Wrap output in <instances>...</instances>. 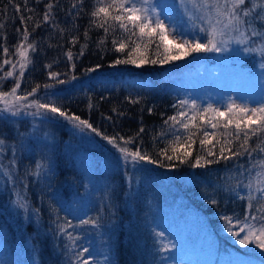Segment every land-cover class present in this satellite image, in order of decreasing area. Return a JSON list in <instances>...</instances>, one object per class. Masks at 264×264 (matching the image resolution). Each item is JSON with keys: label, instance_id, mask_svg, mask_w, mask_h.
<instances>
[{"label": "trees", "instance_id": "trees-1", "mask_svg": "<svg viewBox=\"0 0 264 264\" xmlns=\"http://www.w3.org/2000/svg\"><path fill=\"white\" fill-rule=\"evenodd\" d=\"M162 1L166 4L167 15L161 12L165 22L185 32L192 31V22L183 13L177 14L174 1ZM49 2L27 0L25 4V0H0V24H3V28H0V63L5 58L3 46H7L11 54L25 24L30 33L28 42L34 41L36 45V51L30 53L33 62L25 71L18 94L31 91L37 84L53 83L48 76L49 71L60 73L59 79L70 82L47 90V97L45 89L41 87L33 98L41 99L42 102H47L49 98L56 100L62 110L88 119L93 127L109 137H134L128 147L135 150L140 146L141 151H147L153 158H157L158 149L164 148L166 141L172 139L164 120L178 111V101L192 100L188 89L195 93L194 97L201 106L210 103L202 102L198 82L203 75L219 70L221 53L202 52L196 59L192 58L195 55L193 53L165 65H145L140 68L123 64L113 66L111 62L125 54L113 50L111 35L104 45L98 44L105 34L103 29L90 26V12L95 0H82V3L80 0H51L53 19L41 23L33 31L35 22L43 21L45 6ZM155 2L157 0H152V3ZM73 3H76L75 8H72ZM16 4L20 6L19 12L15 10ZM21 15L25 17L24 24L21 23ZM29 16L33 18L32 21L27 20ZM85 30L88 31L87 37L84 35ZM74 36L79 39L72 44L71 38ZM82 45L86 47L83 54L78 55ZM69 50L73 53L71 61L66 56ZM250 54L242 65L253 59ZM97 64L101 67L96 72H84V69ZM8 70L10 66L5 65L0 75ZM72 76L77 79L71 80ZM193 77L197 83L188 85L189 78ZM14 79L9 77L0 80V90L8 91L13 87ZM53 91L58 95L50 96ZM129 96L132 99L139 97V102L132 103L125 98ZM7 118L6 115L5 121L9 122ZM18 118L11 126L14 129L18 126L24 136L28 132L36 136L37 129L31 130L36 127L37 116L28 115L29 124L24 122L26 116ZM59 118L63 120L52 122L59 131L50 133L56 134L55 142L58 144L55 147L50 141V144L39 143L36 148L34 137H30L29 144L33 152H27L28 168L19 166V170L8 177L4 175L8 167L0 166V241L3 242L6 260L12 261V264H73L74 253L87 247L94 258H103L107 252L109 264H167L161 253V245L155 251L151 245L156 242L153 233L159 231V226L151 224L152 217H156L157 213L158 216L174 217V221H203L205 229L211 231V237L216 239L214 242L219 244V249L231 248L229 244L234 237L225 231L222 216L237 214L242 217L244 214L245 201L237 199L227 189L235 185L237 180L241 181V187L247 183L249 174L244 171L249 167L247 156L228 163L221 161L207 168H191L189 164L169 168L151 163L126 166L121 154L103 136L86 128L93 133L91 139H87L84 129L75 126L77 130L74 131L67 126L68 121ZM141 127L144 131L137 137ZM69 133L72 135L69 136ZM71 138L86 141L78 144L76 155L85 154L88 142L94 145L89 153V162L84 157H70L65 150L60 149ZM6 140V146H11L10 150L16 149L18 145L24 146L17 135H8ZM119 143L123 146L122 141ZM5 154L7 157L12 156L10 151ZM159 159L164 165L178 163L167 161L162 156ZM37 161L46 165L43 168L45 174L42 169L36 174ZM228 176L234 179L226 183ZM92 179L103 183V195L98 197L90 192V187L94 186ZM16 183L27 192L23 194L32 206L30 212L33 215L15 210L16 206L21 210L15 203L17 198L12 191ZM245 194L241 192V195ZM94 196L98 197L96 203L93 201ZM209 199H216L218 203L213 205ZM86 200L87 212L78 214L75 204ZM28 217L39 218V224L35 226ZM89 218L98 221L97 225L88 224L93 232L97 230L103 235L102 231H109L104 236H107L108 247L102 241V248L96 250L95 245L88 241L89 233L83 232L79 222ZM67 221L73 227H66V232L78 237L76 247L71 250V242L64 233L59 232L58 227ZM151 226L153 230L147 228ZM236 244L239 248L244 246L238 241ZM258 255L250 258L260 261ZM87 256L88 253H85L84 258Z\"/></svg>", "mask_w": 264, "mask_h": 264}, {"label": "snow or ice", "instance_id": "snow-or-ice-1", "mask_svg": "<svg viewBox=\"0 0 264 264\" xmlns=\"http://www.w3.org/2000/svg\"><path fill=\"white\" fill-rule=\"evenodd\" d=\"M82 3V0H80ZM27 0H25V4ZM183 10L192 22V31L185 32L171 23H166L161 18V8L158 11L152 0H95V6L90 12V26L103 29L104 36L98 41L99 45H104L108 36H112L113 50L125 54L117 57L111 63L115 65H132L137 68L145 65H165L171 62L182 60L193 53L224 52L235 43L243 46L245 53H258L264 58V24L257 26V21H264V0H180ZM76 3L72 4V8ZM43 21H36L35 27L41 23L49 22L53 19V3L45 6ZM15 10L20 11L19 4L15 5ZM259 10V11H257ZM29 11H32L29 9ZM165 16L166 12L163 11ZM79 13H77L78 15ZM21 23L24 24L25 17L21 15ZM32 17H27L32 21ZM3 28V24H0ZM19 31V29H17ZM85 37L88 31L85 30ZM30 33L25 24L24 31L13 46L14 51L10 54L7 46H3L4 59L0 63V71L5 65L10 66V70L0 75V80L15 77L14 85L8 91L0 90V112L11 113L18 116L21 111L33 116L47 118L62 117L78 128H87L97 135L103 136L121 154L125 165L133 167L141 163L161 164L169 168H176L182 164H189L191 168H207L212 164H219L221 161L228 163L238 160L241 157L249 158V167L244 169L248 172L247 183L241 187V181L229 186L227 190L235 194V197L245 201L244 214L224 215L225 231L238 240L240 245L255 244L264 250V94L260 100L255 102V106L249 103H238L231 97L222 107L208 103L201 106L196 100L178 101V111L164 120L168 133L172 139L166 141L165 147L158 149L157 158H153L147 151H141L140 146L135 150L128 147L134 141V137L125 138L123 136L109 137L101 133L89 122L75 114H68L58 106L56 100L49 98L47 102L35 97L41 87L45 89V96H49L47 90L55 89L56 85L69 83L68 80L59 79L60 73L49 71L48 76L53 83L37 84L31 91L23 95L18 94L21 81L25 71L32 64L30 53L36 51L35 42H28ZM171 37V39H170ZM191 37V38H189ZM78 37H72L71 43L75 44ZM182 42H177V41ZM203 41V42H202ZM249 45H253L249 47ZM86 45L81 46L78 55L83 54ZM67 59H73L71 50L66 53ZM51 67V65H48ZM75 67V64L72 65ZM101 65L84 69V72L93 73L100 69ZM264 68V63H261ZM18 72V75L16 73ZM71 80H76L72 76ZM53 91L50 96H57ZM104 97H101L103 99ZM132 103H138L139 97L132 99L125 97ZM89 107H92L89 104ZM28 109L35 111L28 113ZM115 111V109H113ZM151 112L152 109H149ZM123 115V113H120ZM110 119V117H109ZM144 131L143 127L136 134L138 137ZM166 133H158L165 135ZM255 140V143H253ZM119 141L123 142V146ZM4 139H0V145H4ZM199 147H194L195 145ZM2 151V149H0ZM164 157L167 161H177L164 165L159 157ZM259 157V158H257ZM15 158L9 161V166H14ZM36 174L42 165L39 161L35 164ZM10 168L4 170V175L11 177ZM234 177L228 176L226 183ZM26 187V186H25ZM239 188V191H238ZM245 192V195H241ZM15 201L22 208H27V202L16 193ZM209 203L215 205L216 199H209ZM80 225H97L96 218L81 220ZM59 232L64 233L71 242V250L76 247L77 236L72 232H66V227H73L70 221L64 225H59ZM163 236V233H159ZM165 250L169 247H177L175 244L165 245ZM88 253L87 258H84ZM264 254V253H262ZM73 264H100L95 261L93 254L88 248L75 252ZM103 264H109L108 257L105 256Z\"/></svg>", "mask_w": 264, "mask_h": 264}, {"label": "rangeland", "instance_id": "rangeland-1", "mask_svg": "<svg viewBox=\"0 0 264 264\" xmlns=\"http://www.w3.org/2000/svg\"><path fill=\"white\" fill-rule=\"evenodd\" d=\"M175 3V6H177V14L185 12L183 10V6L180 3V0H172ZM156 7L158 11H160V8L162 11H166V4H164V1L157 0L155 2ZM161 11V12H162ZM259 11V10H257ZM164 14V13H163ZM187 16V15H186ZM163 19V16H161ZM257 26H261L264 24V21H257ZM171 39V37H170ZM182 42V41H177ZM253 45H249L251 47ZM243 46L238 44H231L228 49L221 53L220 62L221 65L218 67L219 70L216 72H213L211 74H205L202 77H200L199 85L201 86V94L203 97L202 102L208 103L222 107L224 104L228 102V99L231 97L232 99L236 100L238 103H249L252 106H255V102L260 100L261 94H264V68H261V63H264V58L260 57L258 53H251V61L248 62V64L242 65V63L247 60L248 53H245L242 51ZM195 55L192 57L196 59L201 55V53H194ZM237 62V63H235ZM131 66V65H125ZM217 68V69H218ZM197 81L195 77L189 78L188 85L196 84ZM199 87V86H198ZM194 90V88H192ZM197 92H199L197 90ZM188 93L192 95V100H196L199 102L197 98H195V93L189 91ZM33 98V97H31ZM29 100L30 97L28 98ZM28 113H31L35 111V109H28ZM8 116L9 122L5 121V116ZM23 115L26 116V120L24 122L30 123L31 121L27 118L28 115L25 111H21L18 116H13L11 113H5L0 112V139H4L5 144L0 145V159L1 163L0 166L3 168H10L12 173L17 172L19 170V166H26L28 168V160H26V156L28 155L27 152L30 154L33 152V147H30L29 139L30 137H34V142L36 144V148L38 147L37 144H50V141L53 142L54 147L58 144L55 142L56 134L50 135V133H55L59 131L55 126L54 123H52L54 120L60 121L63 120L59 118L58 116L52 117L51 114L47 118H43L44 120L38 121L39 117L37 116L35 125L36 127H32L33 129H37L36 136L33 132L26 133V136L22 135V132L19 130V127L11 126V124L15 121H18V117ZM45 119L47 121H45ZM68 127L71 129H74V125L68 122ZM27 127V126H26ZM84 129L86 133L87 139H91L92 134L89 130L86 128ZM77 128L74 129L76 131ZM8 135H17L20 139V144L16 146V149L11 148V146H6V138ZM22 135V136H21ZM72 135L69 133V136ZM81 135V134H80ZM79 136V135H78ZM81 137V136H80ZM45 138V140H44ZM86 141H83L82 138H71V140L65 144L64 146H61V150H65L67 155L71 156H80L85 158V161H90L89 153L92 149L93 144L88 142V145L85 149V154L76 155L75 149L78 146V144H83ZM10 151L12 153L11 157L6 156V152ZM79 154L81 153L78 151ZM15 158V165L9 166V161ZM46 167V165H42L41 169L44 172L43 168ZM40 169V170H41ZM45 174V172H44ZM90 176V175H89ZM92 177V176H90ZM89 177V179H90ZM91 183L94 184L93 187H90V192L96 194L98 197L103 195V183L100 184L99 181L96 182V180L92 179ZM12 191L14 196L17 198L16 193L19 192L20 196L27 202L25 196L23 193H27L19 186L18 183L13 185ZM94 196L93 201H97L98 197ZM92 201V202H93ZM32 206L29 202H27V208H21L15 207V210L25 213L26 215L32 214L30 212V208ZM78 214H81L83 212H87V200L85 202H80V204H75V207ZM155 212V211H154ZM156 213V212H155ZM76 215V214H75ZM77 216V215H76ZM152 225L155 224L159 226V231L153 233V239L156 242L151 243V245L154 247V251L159 248L161 245V253L164 258V262L167 264H264V250H261L256 245H244L243 247H238L236 242L238 241L236 238L233 239L232 243L229 244L231 248L229 249H219V244L215 243L216 239L214 240V237H211V231H207L205 229L206 225L203 221H174V217H163V216H157L152 217ZM25 220V219H24ZM28 220L31 221L35 226L39 224L40 219L39 218H33L31 217ZM82 227L83 232L89 233V239L88 241L93 243L95 245L96 250L101 249L102 241L105 242L106 246L108 247L107 243V236L109 231H102L103 235L100 234L99 231L94 230L90 228L88 224L80 225ZM84 227V229H83ZM89 227L90 229H88ZM148 229H152L153 227H147ZM159 233H163V236H159ZM81 234V233H80ZM83 234V233H82ZM81 234V235H82ZM104 237V238H103ZM103 239V240H102ZM158 239V240H157ZM87 241V242H88ZM215 243V244H213ZM169 244H175L177 247H169L165 250V245ZM7 248V246H6ZM87 248V247H86ZM254 248H258L254 250ZM82 250V249H81ZM251 250H254L253 252H250ZM4 249H3V242L0 241V264H12V261L6 260L4 255ZM107 251V250H105ZM259 254V255H258ZM107 256V252L105 253ZM259 256V260L251 259V256ZM108 262L110 263L109 256ZM87 257H85L86 259ZM95 261L100 262V264H103L105 257L103 258L96 257L94 258Z\"/></svg>", "mask_w": 264, "mask_h": 264}]
</instances>
